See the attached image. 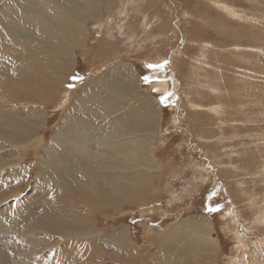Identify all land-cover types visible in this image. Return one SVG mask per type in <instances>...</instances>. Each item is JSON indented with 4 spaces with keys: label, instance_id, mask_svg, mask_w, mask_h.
<instances>
[{
    "label": "rangeland",
    "instance_id": "obj_1",
    "mask_svg": "<svg viewBox=\"0 0 264 264\" xmlns=\"http://www.w3.org/2000/svg\"><path fill=\"white\" fill-rule=\"evenodd\" d=\"M55 1L84 19V40L39 32L40 21L20 15L42 11L32 0H0V264H163L156 253L162 232L186 220L208 228L216 248L211 257L195 243L183 254L198 246L191 255L208 254L213 264H264V0ZM112 98L119 99L114 107L98 111ZM82 99L94 127L74 156L85 157L79 167L89 159L90 169L74 173L58 166L51 149L57 144L67 155L60 144L82 124ZM141 99L151 107L138 111L143 124L130 137H143L125 157L131 169L116 163L118 172L109 170L133 178L143 166L146 185L130 197L118 191V203L104 200L114 186L96 176L109 171L97 157L123 158L126 151L120 144L108 150L96 135L107 134L113 109L137 107ZM43 161L61 186L41 173ZM66 181L73 191L81 186L80 195L102 193L103 205L91 208L76 193L61 197ZM56 195L61 215L51 212ZM56 216L81 220L84 231H77L91 235L76 237L71 223L63 232L41 226L63 222ZM37 217L36 246L11 234Z\"/></svg>",
    "mask_w": 264,
    "mask_h": 264
},
{
    "label": "bare ground",
    "instance_id": "obj_2",
    "mask_svg": "<svg viewBox=\"0 0 264 264\" xmlns=\"http://www.w3.org/2000/svg\"><path fill=\"white\" fill-rule=\"evenodd\" d=\"M32 2L34 3H38V5L40 4V7L42 11H39L38 9V13L37 11H32L31 13L37 15V16H32L31 14H26L24 15V12H22L20 15L22 16L23 19H28L30 21H36L38 20L37 22H39V32H45L46 34L48 33L49 37L51 38H57V37H61V36H66L67 38H71V41L73 40H84L85 38L83 37V33H82V17L80 15H76L75 14H70L72 13L73 11L72 10H67L65 9L64 7H62V5H60L59 3H57L55 0H52V1H49V0H32ZM91 2V6L93 4L92 0H89L87 3H90ZM99 3V2H98ZM97 6V5H95ZM88 7V6H87ZM86 7V10H90L89 8ZM27 9V7H26ZM30 9V8H29ZM78 9V8H77ZM81 10V9H80ZM84 10V9H83ZM23 11V10H21ZM82 11V10H81ZM40 12V13H39ZM56 12V16L52 18H54L53 21H51L50 19H47V14L49 13V15H54L53 13ZM47 13V14H46ZM90 13V12H89ZM82 15V14H81ZM21 32V31H20ZM19 32V33H20ZM19 35V34H18ZM22 35V34H21ZM78 35L79 37H72V36H76ZM23 36V35H22ZM73 39V40H72ZM21 40V39H20ZM70 39H67V40H64V42H68ZM62 42V43H64ZM82 42V41H81ZM73 43V42H72ZM56 44V43H55ZM66 44V43H65ZM59 45V44H58ZM66 47V46H65ZM27 67V66H26ZM27 69V68H26ZM33 69V68H32ZM21 70V69H20ZM29 71V70H28ZM31 72V71H30ZM25 73V72H24ZM28 73V72H27ZM26 73V74H27ZM31 78V77H30ZM132 79L130 81H133V77H131ZM134 82V81H133ZM5 85V84H4ZM43 85V84H42ZM45 86V85H44ZM132 86V85H131ZM5 88V87H3ZM2 88V89H3ZM133 90H134V87L132 86ZM102 93V92H101ZM137 96H138V93H137ZM136 97V96H135ZM105 98V97H104ZM110 98V97H109ZM117 101H119V99L117 98H112L111 99V104H106L107 107H104L102 105L98 106L97 109L98 111H101V110H104L106 108H109V107H114V105L117 104ZM121 101V100H120ZM84 100H80V106H82L83 109H81L83 111V119L80 120L82 121V124L79 123L78 127H74L70 130V132L72 133V139H70L68 142H66L65 144H60L61 146V151H62V147L66 148L68 147V151L66 149L65 152L67 153V155L64 153L61 154L59 153L56 148L57 144L54 146V148H48V149H51L53 150V157H56L58 159V162H59V165L60 167H62V169L64 170H67V171H70V170H73V172L75 171H80V169L82 168H86L87 170H89L90 168L88 163L90 162V160L88 159L87 163H86V167H79L77 165V163L80 161H84L85 157H76L74 156L75 155V152H76V149H75V145L76 143L80 140V139H86L88 138V134H89V130H91L90 128L94 127L93 125L90 126H87L88 125V122L90 121V119H93L92 116L90 117L89 114L91 113V111H89L90 109L88 108H85L84 104H83ZM123 102V100H122ZM78 104V103H76ZM129 106V105H128ZM126 104L123 105L122 108L120 109H113L112 112H115L117 114V118L114 120H111L109 119V128L105 131L107 134H104V135H96V138L97 140L105 147L107 148L108 150H112L114 149V146L116 144H120L122 145L124 148H125V151L126 153H124V157L122 158L120 155H110L109 152H105L103 155L100 153L97 154V158L100 159V161H96V164L98 165V167L100 168H108L113 170L114 167L115 169L117 168V164H119V167H120V164L122 163L123 165L122 166V169H129L130 168V163L126 162L125 161V157L127 156V154L129 153L130 151V147L131 146H136V147H140L138 144H139V141H141V138L143 136H140V135H135L133 137H130L132 134L134 135V130L138 127V125H142L143 124V120H141L140 116L141 114H138V111L140 110H145L146 109H149L151 107L150 103H149V100L147 99H144V100H140V103L138 104L137 107H128ZM134 106V105H133ZM87 107V106H86ZM144 107V108H143ZM126 108V109H125ZM121 110L120 112H117ZM149 111V110H148ZM147 111V113H148ZM81 112V111H79ZM102 112V111H101ZM122 112V113H121ZM143 112V111H142ZM151 113V112H150ZM120 114H123V115H120ZM134 115V118L132 119V121L130 122V120H128V118L132 117ZM140 115V116H139ZM143 115V113H142ZM1 118L4 117V113L2 112L0 114ZM113 116H114V113H113ZM81 117V118H82ZM116 117V116H115ZM153 117V116H152ZM6 118H9V117H6ZM144 118V117H143ZM149 121V120H148ZM15 122V121H14ZM142 122V124H141ZM145 122V121H144ZM19 123V122H18ZM17 123V125H18ZM7 124V123H6ZM13 125V124H12ZM23 125V124H22ZM131 125V127H129ZM128 126V127H127ZM142 127V126H141ZM16 128V127H15ZM28 128V127H27ZM100 128V127H99ZM26 129V128H25ZM24 129V130H25ZM3 130V129H2ZM19 130V129H18ZM29 130V129H28ZM16 131V130H15ZM22 132L24 133L23 129H22ZM1 133V132H0ZM21 133V132H20ZM69 133V132H68ZM148 133V132H146ZM145 133V134H146ZM150 135V133H148ZM19 135V134H18ZM14 136V135H13ZM20 136V135H19ZM130 137V139H128L127 137ZM10 137V136H9ZM74 137V139H73ZM115 137V139H114ZM145 137V136H144ZM147 134H146V138H147ZM1 138V137H0ZM18 138V137H17ZM16 138V139H17ZM27 138V137H25ZM127 138V140H126ZM133 138V139H132ZM136 138H139L138 140ZM150 138V137H149ZM4 139V138H3ZM133 141H132V140ZM8 140V139H7ZM13 140V139H12ZM18 140V139H17ZM16 140V141H17ZM131 140V141H130ZM143 140V139H142ZM145 140V138H144ZM22 141V140H20ZM128 141V142H127ZM7 142V141H6ZM9 142H11L9 140ZM13 142V141H12ZM62 142V141H61ZM121 142H124V143H121ZM141 143V142H140ZM143 143V142H142ZM21 144V143H20ZM144 148V147H143ZM56 149V150H55ZM144 150V149H143ZM142 150V151H143ZM47 155L48 157L51 159V152L50 150H47ZM140 151V149H139ZM74 153L73 155L71 153ZM98 152V150H97ZM95 152V153H97ZM118 153V152H117ZM140 155H142L140 153ZM145 155V154H143ZM47 158V157H46ZM49 158H47V160L50 162ZM143 158V156H142ZM102 159H105L107 162H101ZM0 160L2 161V159L0 158ZM49 162L48 164H46V161L43 163L46 164V168H44L41 173H43L45 176V178L47 179H52V181L54 183H56L58 186H61L62 183H61V179L60 177H58L55 173H53L52 170V167L49 166ZM120 162V163H119ZM146 163V161H144ZM150 162H153V161H150ZM117 163V164H116ZM42 164V163H41ZM43 164V165H44ZM90 164V163H89ZM94 164V163H93ZM116 164V165H115ZM153 164V163H152ZM133 165V164H132ZM148 165V164H147ZM151 166V165H150ZM118 167V168H119ZM117 168V169H118ZM134 168V167H132ZM138 168V167H137ZM143 168V166H142ZM140 168V170L142 169ZM148 168V166H147ZM116 169V171H117ZM121 169V170H122ZM131 169V168H130ZM136 169V168H135ZM146 170V168H144ZM143 169V171H145ZM6 170V169H5ZM84 170V169H83ZM111 170L109 171H106V173H100V174H96L97 177H101L103 178L105 181H108V185L112 188L114 186L113 191L109 192V194L107 196H103L102 195V198H104V200H109V201H123V199L121 198H118V191L122 194L126 193L128 194V197H130L131 195H136L134 194V192H141L143 189H144V186L146 185V180H145V177L146 175H143V172H141L140 170H138L139 172H135L133 173L134 174V177L132 178L130 174L124 172V173H114L112 172ZM134 170V169H133ZM137 170V169H136ZM115 171V172H116ZM7 172V170L5 171ZM56 172V171H55ZM58 172V171H57ZM62 172V171H61ZM74 172V173H75ZM92 172V171H91ZM108 172V173H107ZM118 172V171H117ZM17 173V172H16ZM60 173V172H59ZM72 173V172H71ZM86 173V171L84 172ZM147 174V173H146ZM19 175V174H18ZM87 177L89 178H93L94 176H91L90 174L87 173ZM74 178V177H73ZM100 178V179H101ZM75 180V178H74ZM137 181V182H136ZM68 182L66 181L65 183V187L63 186V190H61V192H59L58 194H61V193H64L61 197L63 196H72V193H76L78 194V198L79 199H82V202H85L89 207H94L95 209L97 208H100V205H103V201H102V198H101V194L100 192H97L95 195L96 196H83V195H80L82 192L83 194L85 193V190L83 191L81 186H79V188L76 190V191H73L72 189H70V187H68ZM74 183V182H73ZM135 183H138L137 185H135ZM67 184V185H66ZM76 184V183H75ZM82 185V183L80 184ZM72 187V186H71ZM75 187V186H74ZM85 188V186H83ZM87 189V188H86ZM97 190V189H96ZM87 191V190H86ZM90 192V190H89ZM144 192L140 193L141 195L143 194ZM66 194V195H65ZM60 195H56V197H54L55 201L54 204H53V207L51 208V212L52 213H55L57 215H61V209L59 208V205H55L56 203H58L59 201H61V198ZM3 198V196H2ZM65 198V197H64ZM58 199V200H57ZM67 199V198H66ZM101 203L99 205V203ZM60 204V203H59ZM114 204V203H113ZM75 205V204H74ZM80 205V204H79ZM44 208V207H43ZM86 208V207H85ZM81 211V210H80ZM23 213V211H22ZM45 213V211H44ZM81 213V212H80ZM40 214V213H39ZM47 214V213H46ZM19 215V214H18ZM24 215V214H23ZM22 215V216H23ZM78 215V214H77ZM18 217V216H17ZM43 218L46 219L45 216H41ZM54 217V216H53ZM57 217V216H56ZM74 217V216H73ZM21 218V217H20ZM59 218V217H57ZM71 218V217H70ZM82 218V217H80ZM17 219V218H16ZM60 220H62L63 222H55V220H50L48 219L47 221H45L47 224H44V225H41L44 229L45 228H53V229H58L60 230V232H63L64 228L60 229L61 226L65 227L67 223H71L68 219H61L59 218ZM37 220V221H36ZM38 217L37 219L35 220H32V222L30 223L29 226H19V228H23L24 229V232L17 230L16 227L12 229L11 231V234H13L14 236L16 235V237L22 241L23 243L25 244H30L31 246H36L38 243H40V240L38 238V232L36 233L34 230H38V228L36 227V223L38 224ZM58 220V221H60ZM72 225L75 227L74 231H75V236L76 237H79V238H82L83 236H85L86 234L87 235H91L90 232L87 233V232H82L80 234L79 231H77L79 228H81V226L84 224V227H85V223L84 222H80L78 219H72ZM6 221V220H4ZM23 221V220H22ZM14 222V221H13ZM89 222V221H88ZM87 222V223H88ZM83 223V224H82ZM20 224V223H19ZM198 224V223H197ZM12 224H6L5 227L7 229H11L13 226H11ZM14 225V224H13ZM18 225V224H17ZM39 225V224H38ZM2 226V225H1ZM15 226V225H14ZM73 226H68V227H71L73 228ZM84 227L82 229H79V230H82L84 231ZM206 228L205 224L202 225V228ZM87 229V228H85ZM40 230V229H39ZM200 230H203V229H198V228H195V224L192 223V221H189V220H186L184 222H180L179 224L175 225V229L173 227H171L170 229L168 228V230L162 232V237H160V242L161 244L159 245L158 247V250L156 253H159V255H164L161 259H160V262L165 264V263H171V262H175V264H209V262H213V260L209 261L212 257V254L214 252V249L216 248V244H214V241H213V238L212 236L210 235V233L208 232V228H206L204 231H200ZM52 232V230H51ZM92 232V231H91ZM95 233V232H93ZM92 233V234H93ZM185 233H188L190 236H191V239H189L188 241H184L182 242V237L183 235L185 236ZM119 238L122 240V242H125L126 239L123 237V231H120L119 233ZM70 234H68L69 236ZM86 235V237H87ZM73 235H71V238L72 237H75ZM160 236V235H159ZM189 236V238H190ZM41 237H44V236H41ZM51 237V236H50ZM86 237H83L82 239L85 240ZM95 237V236H94ZM92 237L91 240H94ZM96 238H99V237H96ZM50 239V238H49ZM57 239V238H56ZM81 239V240H82ZM113 239V238H112ZM17 241V240H16ZM58 241V240H57ZM73 241V240H72ZM89 241V239L87 240ZM49 243V242H48ZM47 243V244H48ZM89 243H91L89 241ZM96 243V242H94ZM165 243H166V246H165ZM196 245L198 244L200 249L199 251L202 252V250L204 252L208 251L209 256H207L205 254V257L204 255H200L201 253L198 252V256H196L195 254L191 255L192 253H194L195 251H198L196 249L198 248H195V247H198V246H195L194 248H191L188 250V255H189V251L192 252L190 253V256H187V253L186 255L183 254V247L185 246V249L187 250V246L189 245H193L195 244ZM201 243H203L204 245H202ZM39 246V245H38ZM43 246V245H42ZM121 247L123 248V250H127L129 252H132V250L134 249V247H129V246H126V245H121ZM202 247V248H201ZM99 249V248H98ZM97 249L96 253L99 252V250ZM93 250V249H92ZM212 252V253H210ZM200 253V254H199ZM215 253V252H214ZM21 255V254H20ZM201 256V257H200ZM156 257V256H155ZM188 257H191L189 259H187ZM196 257V258H195ZM198 257V258H197ZM196 259H200L199 261H197ZM202 259L204 261L208 260L209 262H203ZM214 259V257L212 258ZM186 260H189L188 262ZM201 261V262H200ZM86 262V261H85ZM215 262V261H214ZM213 262V263H214ZM87 263V262H86ZM210 263V264H211ZM212 263V264H213ZM22 264V263H21ZM84 264V263H83Z\"/></svg>",
    "mask_w": 264,
    "mask_h": 264
}]
</instances>
